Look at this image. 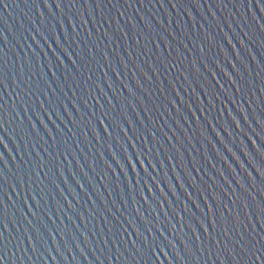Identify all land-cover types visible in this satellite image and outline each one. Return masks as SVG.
Wrapping results in <instances>:
<instances>
[{
  "label": "water",
  "instance_id": "1",
  "mask_svg": "<svg viewBox=\"0 0 264 264\" xmlns=\"http://www.w3.org/2000/svg\"><path fill=\"white\" fill-rule=\"evenodd\" d=\"M0 264H264V0H0Z\"/></svg>",
  "mask_w": 264,
  "mask_h": 264
}]
</instances>
